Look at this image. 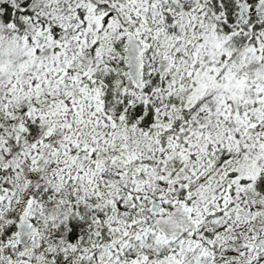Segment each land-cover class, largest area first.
<instances>
[{
  "label": "snow or ice",
  "instance_id": "1",
  "mask_svg": "<svg viewBox=\"0 0 264 264\" xmlns=\"http://www.w3.org/2000/svg\"><path fill=\"white\" fill-rule=\"evenodd\" d=\"M0 264H264V0H0Z\"/></svg>",
  "mask_w": 264,
  "mask_h": 264
}]
</instances>
